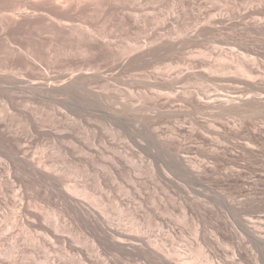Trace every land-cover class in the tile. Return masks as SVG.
Wrapping results in <instances>:
<instances>
[{"label": "rangeland", "instance_id": "obj_1", "mask_svg": "<svg viewBox=\"0 0 264 264\" xmlns=\"http://www.w3.org/2000/svg\"><path fill=\"white\" fill-rule=\"evenodd\" d=\"M41 1L0 0V120L64 186L30 174L24 187L6 185L0 264H78L75 249L91 250L77 227L68 245L35 216L68 227L59 196L70 186L102 199L114 223L180 219L187 243L199 230L216 239L218 262H232L238 222L264 214V0H84L89 10L73 21L42 19ZM27 12L43 21L6 26ZM86 73L55 94L30 87ZM9 143L0 139L2 168ZM245 244L237 263L262 264ZM131 259L122 263H141Z\"/></svg>", "mask_w": 264, "mask_h": 264}, {"label": "bare ground", "instance_id": "obj_2", "mask_svg": "<svg viewBox=\"0 0 264 264\" xmlns=\"http://www.w3.org/2000/svg\"><path fill=\"white\" fill-rule=\"evenodd\" d=\"M38 1H41V0H38ZM75 1L74 0H42L41 2H34V4L36 5L37 10H39L38 12L44 11L45 14L48 13L50 15L55 16V18L53 19L60 18L65 21V20H72V18H75L76 16L74 17L75 14L73 13L75 11H78V12L83 11L82 14L83 13L85 14L86 12L84 11L89 10V5L87 4L88 0L87 2L84 0H77V2ZM217 1L219 4L222 3L221 0L220 2L219 0H216V2ZM230 3L228 2L229 5ZM89 4H90V1H89ZM111 4L114 5V2ZM228 4L226 7L230 9ZM90 6L92 5L90 4ZM14 7H16V4ZM90 9L92 10L91 7ZM40 13H41L40 14V17H41V15L43 14L42 12ZM75 13L78 14L77 12ZM32 14L30 15V13L28 14L27 12V14H19V16L9 17V19L5 21L6 26L14 27L13 29H15L16 27L18 28V26H21V24L24 25L25 24L24 22H26L25 25H27V22H32L30 20L35 18ZM36 14H37V11H36ZM45 14L43 15V17L45 16ZM36 18H35V21H36ZM38 18H37V21L39 20L40 22L43 19L42 17H41L42 18L41 20ZM257 20L259 21L260 19H257ZM59 22H61V20L58 21L57 23ZM68 22L70 21H67V23ZM32 23H34V20ZM3 26H4V23H3ZM6 26H4V28H6ZM132 51H133L132 49L130 50L125 49V51H122V53L125 52L126 54H129ZM30 64L32 65V63ZM30 64L29 66L31 68L35 66V65L34 66L32 65L33 66L32 67ZM243 74H246V73H243ZM85 75L84 74L73 75L67 80H63L61 82L50 81L49 80L50 77L48 78V76L43 78V80L45 79V81L43 80L40 81L38 79L39 77L37 78L36 76L37 79H33L32 81H30L31 82L30 87H32L33 91L38 90V91H41L43 94L44 93L45 94L46 93L55 94L59 90H63L69 87L70 85L76 84L78 81H82V82L87 81L86 80L87 73ZM38 91H35V92H38ZM222 100H224V98L221 99L220 101L222 102ZM230 100L232 101L235 99H230ZM220 101L217 100V102L219 103V106L221 105V108H220L221 111L227 112L230 108L226 107L225 103L223 104ZM214 102L215 103L212 106H215L216 101ZM227 103H229V100ZM233 105L235 104L233 103ZM217 107H218V104L215 108L217 109ZM0 139L7 143L10 142L11 144H13V142L17 143V145L13 144V147L15 149L13 150L15 152L13 155H11L10 157L11 160L8 159L9 162L6 161L7 163L5 164V167L3 166V168L1 166L3 165L2 160L0 159V169L5 170V172L7 171L6 173L8 174L6 179L0 178V195L5 192L7 184H12L13 186H15V182H18L21 184V186L24 187V177L25 175H29V174L31 175V177L33 175V177H35L34 179H36L37 177L46 178L51 182V184H53L56 187L64 186L59 176L55 175V173L51 170L52 168H50L48 164L42 161L36 162L37 160L35 161V159L30 158V156L26 153L27 151L24 152L20 144L21 142L20 137H18L17 134H12L11 125L6 122V119L0 120ZM8 152L9 151H7V153ZM7 156L9 157L10 155H7ZM66 188H67L65 190L66 192L65 191L63 192L61 190L63 194L62 196H59L61 198L59 201L61 202L60 210L62 212V216L69 218V224H67L68 227L67 226L64 227L58 222L55 226L51 227L52 225L49 226L48 225L49 223H47L46 221L48 220L47 219L48 216H44L41 214L39 215L36 214L35 216L39 222L38 224L39 227L44 231V233H46V235H49L50 237H52L53 239L57 241L63 240L65 243L70 245L71 237L72 236L75 237L77 235L76 233L78 232V231L77 232L75 231L74 233L75 227H77L78 230H80L79 231L80 233L89 235L92 238L91 241L93 242L92 244H94L93 246L94 248L92 247L93 249L92 248L91 250H88L86 248L85 249L83 248L75 249V251L76 250L78 251V255H79L78 264H123L122 263L123 259L127 260L130 257H132L131 260H136V259H133V256L139 257V260H141L140 264H204L203 260H205L206 262L205 264H220V262L224 264H236L237 263L236 260L238 259L236 257L238 255L244 256L243 254L244 251L242 252L243 250L242 247L246 246L245 243H249L251 245V250L248 249L246 251L250 253L252 252L255 255V256H252L253 260L258 263H262V264L264 263V214L256 217V220L255 218L254 220H251V219L249 220V219L244 218V219H240L239 221V219L236 218V222L237 220L239 221L238 222L239 225L237 226L239 227L240 231L235 232L237 236V241L233 244L234 257L232 258V262L231 261L229 262L228 258L227 260L223 262L222 261L218 262L217 261L218 258L216 256L217 252H216V247H215L216 239L214 240L212 237L206 236L205 234H201L199 230H196L197 238L195 240V243H192V244L187 243L186 233H185L186 227H185L184 221L180 219H177L176 220L177 222L176 221L173 222L174 219L172 220V218L171 219L162 218L161 221L156 224H154L153 221H145V222L140 221L139 222V221H136L135 219H133L130 223H127V224L114 223L111 220H109V218L106 216V211L101 208V206L105 204L102 199H96L94 196L89 194V192L84 186L83 187L70 186ZM129 192H131V190H129ZM17 195L18 193L15 194V197ZM22 210H24V204H22L21 211ZM121 211L123 212L124 210L121 209ZM26 223L30 224V226L36 224L32 220H29V219H27ZM65 233H67V235H64ZM80 233L79 235H82ZM77 237L76 239H78V241L81 243L82 240ZM82 239L84 238L82 237ZM73 247H75L74 244H73ZM246 254L247 253H245V255ZM101 256L107 257L104 263L101 262L100 260ZM247 256L248 255H246V257ZM247 258H244V261H246ZM238 261H241V260L239 259ZM45 264H49V262L46 261Z\"/></svg>", "mask_w": 264, "mask_h": 264}]
</instances>
